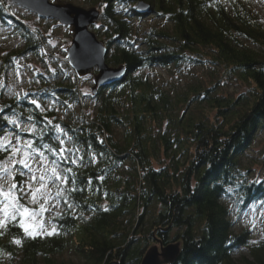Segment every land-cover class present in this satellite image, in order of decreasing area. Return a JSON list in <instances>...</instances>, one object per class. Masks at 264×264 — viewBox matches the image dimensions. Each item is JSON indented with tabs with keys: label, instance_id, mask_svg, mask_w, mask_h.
Listing matches in <instances>:
<instances>
[{
	"label": "trees",
	"instance_id": "obj_1",
	"mask_svg": "<svg viewBox=\"0 0 264 264\" xmlns=\"http://www.w3.org/2000/svg\"><path fill=\"white\" fill-rule=\"evenodd\" d=\"M140 1L149 5L145 14L135 10ZM82 3L99 11L90 31L108 49L106 64L124 74L92 89V115L72 109L83 94L68 60L73 74H39L26 95L2 100L0 133L13 130L11 118L31 125L21 136L58 166L62 211L52 234L27 235L18 219L0 227V264H57L66 249L82 264H140L150 247L170 243L180 248L167 264H264V242L250 246L248 229L234 231L242 213L264 203V179L253 180L244 163L264 130L263 19L240 0ZM150 13L171 27L136 44L132 19ZM0 19L13 22L3 0ZM11 26L24 47L3 67L37 56L45 40L21 21ZM170 64L203 66L209 79L170 92L142 73ZM227 80L244 90L220 93ZM240 248L248 254L236 258Z\"/></svg>",
	"mask_w": 264,
	"mask_h": 264
},
{
	"label": "rangeland",
	"instance_id": "obj_2",
	"mask_svg": "<svg viewBox=\"0 0 264 264\" xmlns=\"http://www.w3.org/2000/svg\"><path fill=\"white\" fill-rule=\"evenodd\" d=\"M3 1L13 17V22L21 21L25 23L31 30L40 32L45 40L37 56L27 53L24 57L11 59V62L6 67H3L1 62L4 58L9 53L22 49L24 42L15 35L11 26L13 24L12 21L4 25L0 19V110L3 99L21 97L35 88L34 79H36L37 75L54 74L62 69L64 73L68 74H73L74 71L65 68L68 60L67 50L71 46L73 35L71 27L62 25L53 19L40 17L37 13L17 2ZM240 1L256 11L264 21V0ZM50 2L72 3L87 10L94 8L83 5L82 0H50ZM132 20L137 32L136 44L141 43L140 39L153 29L171 27L169 22L151 13L140 20L136 18ZM98 21L99 18L94 23L97 27H99ZM207 71L208 68L199 65L179 64L175 66L170 64L164 67L155 65L144 69L142 73L147 76L151 83L173 92L182 90L187 83L200 80L208 81ZM96 76L97 68L89 74L78 76L77 87L83 96L79 104L72 108L74 112L77 113L80 108H83L88 115H92L96 109L97 105L90 97L91 91L95 87ZM219 89L220 93L229 95H236L237 92L244 90L242 86L230 80L222 81ZM56 112L61 114V111L57 108ZM11 122L13 130L8 129L0 133V152L9 151V154L3 160H0V220L5 221V223L9 222L13 220L11 217L15 214L16 219L19 222L21 221L20 213H14L15 201L13 198L18 197L20 204L35 212L34 216L28 215L24 217L25 226L29 227V231L33 235L54 233L55 224L53 221L62 211V207L56 197L57 186L62 182L60 170L46 156L35 153L36 151H31V144L21 136L23 133L31 131V125L20 122L16 118H11ZM20 161H24L28 166L25 167ZM244 163L250 167L249 176L253 180L261 181L264 179V130L256 134L252 146L246 152ZM154 166L158 168L156 163H154ZM21 175H24L23 184L19 188L16 177ZM57 177H60V179H57ZM13 184L16 185V188L9 193ZM37 190L39 191L37 192ZM33 193H36L35 198ZM41 206H43V210ZM242 229L250 231V246H256L264 242V203H255L253 207L241 214L234 225V231L238 232ZM247 254L245 248H240L236 252L235 257ZM55 258L57 264H82L71 249H66L55 256ZM15 264H18V262L16 261Z\"/></svg>",
	"mask_w": 264,
	"mask_h": 264
},
{
	"label": "water",
	"instance_id": "obj_3",
	"mask_svg": "<svg viewBox=\"0 0 264 264\" xmlns=\"http://www.w3.org/2000/svg\"><path fill=\"white\" fill-rule=\"evenodd\" d=\"M24 5L25 8L37 13L40 17L53 19L72 29L71 46L67 50L70 66L79 77L91 73L97 68L95 90L99 85L109 84L122 78L123 68H111L106 62V47L90 31V26L99 18L97 9H85L72 3H52L50 0H10ZM135 10L138 14L149 11V5L140 1ZM179 244L170 243L165 246L150 247L140 264H167L176 259ZM108 264H119L117 261Z\"/></svg>",
	"mask_w": 264,
	"mask_h": 264
},
{
	"label": "snow or ice",
	"instance_id": "obj_4",
	"mask_svg": "<svg viewBox=\"0 0 264 264\" xmlns=\"http://www.w3.org/2000/svg\"><path fill=\"white\" fill-rule=\"evenodd\" d=\"M33 103H35V101H33ZM58 127V126H57ZM20 163L24 164L25 167H27L28 165L24 162V161H20ZM53 172L55 173V170L53 169ZM41 179H43V177H41ZM57 179H60V177H57ZM16 188V185L13 184L12 185V188L9 190V193L12 191V189H15ZM39 190H37L38 192ZM35 195L36 193H33V197L35 198ZM14 201H15V204H14V213H20L21 215V221H20V227H22L25 231V233L27 235H33V233L31 231H29V227L25 226V223H24V217H27L28 215H35V212L29 210L28 208H26L24 205L20 204L19 203V198L18 197H15L13 198ZM42 207V210H43V206ZM13 220L16 219V216L15 214L12 215L11 217ZM5 221L3 220H0V227H5ZM54 231V230H53ZM2 234V233H0ZM49 234H52V233H49ZM15 243L19 244L20 241L19 240H15L14 241Z\"/></svg>",
	"mask_w": 264,
	"mask_h": 264
},
{
	"label": "bare ground",
	"instance_id": "obj_5",
	"mask_svg": "<svg viewBox=\"0 0 264 264\" xmlns=\"http://www.w3.org/2000/svg\"><path fill=\"white\" fill-rule=\"evenodd\" d=\"M75 73V72H74Z\"/></svg>",
	"mask_w": 264,
	"mask_h": 264
}]
</instances>
